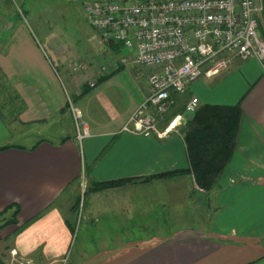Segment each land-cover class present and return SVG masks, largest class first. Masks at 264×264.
<instances>
[{
    "label": "crops",
    "instance_id": "1",
    "mask_svg": "<svg viewBox=\"0 0 264 264\" xmlns=\"http://www.w3.org/2000/svg\"><path fill=\"white\" fill-rule=\"evenodd\" d=\"M4 1L0 42L15 30L6 44L0 43V75L13 91L5 105L0 96L5 111L0 110V146L22 149L0 152V264H264L263 64L233 59L227 70L173 95L165 119L180 120L165 137L132 135L120 130L145 96V70L117 66L93 72L98 77L94 88L77 85L80 76L57 58L59 76L29 30L10 18ZM63 86L88 123L89 136L81 141ZM96 90L98 109L93 111L86 98ZM184 97H196L199 105L241 106L233 154L209 193L185 174L86 192L83 202L74 196L79 182L85 192L94 183L187 169L184 134L191 116ZM14 127L21 129L20 138L38 131L58 139L17 145L11 142ZM76 218L82 236L69 262Z\"/></svg>",
    "mask_w": 264,
    "mask_h": 264
},
{
    "label": "built area",
    "instance_id": "2",
    "mask_svg": "<svg viewBox=\"0 0 264 264\" xmlns=\"http://www.w3.org/2000/svg\"><path fill=\"white\" fill-rule=\"evenodd\" d=\"M83 13L90 28L133 53V63L145 70V96L121 127L124 133L165 137L180 120L176 116L160 129L175 103L173 95H183L190 83L227 70L235 58L264 66L262 0H89ZM97 82L98 77L87 85L94 88ZM63 88L81 141L89 136L88 123ZM198 105L191 97L185 113L193 116Z\"/></svg>",
    "mask_w": 264,
    "mask_h": 264
},
{
    "label": "rangeland",
    "instance_id": "3",
    "mask_svg": "<svg viewBox=\"0 0 264 264\" xmlns=\"http://www.w3.org/2000/svg\"><path fill=\"white\" fill-rule=\"evenodd\" d=\"M6 1L9 2V6L7 5V7L9 8L10 18L17 21V25L22 24L29 30L42 53L53 63L54 70H57L59 76L62 69L56 63L57 58L61 61L62 67L70 70L72 74L80 76L77 77V85L94 79L91 76L93 72L116 70V65L125 67L124 70H144L133 63V56L126 54L127 51L121 48L119 44H108L109 46H107L105 40L101 39L100 34L88 26L83 13V4L89 0H5L3 2L4 7L6 6ZM14 30L15 28H12L5 41L0 43L6 44L10 40V36ZM259 33L261 36L264 35V25L262 22H259ZM123 60H125V63ZM6 85H8L7 80L0 75V96H2L1 93L4 94L2 96V98H5L4 100L2 99L5 102L4 105L9 101L6 99H11L13 94L11 87L7 88ZM80 91L81 89H79ZM96 92L97 90L90 97L86 98V101L89 103L88 105H90L89 108L93 111H97L98 109V104L95 102L96 97L93 96ZM7 95L8 97L6 98ZM91 96L94 99L92 103ZM188 100L189 97H184L182 104L187 103ZM0 110L5 113L3 108ZM6 111H9L8 108H6ZM8 118L6 119L9 120ZM65 131L63 129V136L66 135ZM11 132L13 134L11 142L17 145H28L35 138L49 137L53 141L58 139L55 133L38 134V131L35 134L20 138L19 135L22 131L18 127H14ZM77 186L78 188L74 190V196L76 195L78 199L81 197V201L83 202L84 185L79 182ZM79 209L80 205L78 206ZM77 218L74 238L67 256V260L70 259L69 262H71V258H74L80 237L82 236L80 231L81 222ZM63 264H66V261Z\"/></svg>",
    "mask_w": 264,
    "mask_h": 264
},
{
    "label": "trees",
    "instance_id": "4",
    "mask_svg": "<svg viewBox=\"0 0 264 264\" xmlns=\"http://www.w3.org/2000/svg\"><path fill=\"white\" fill-rule=\"evenodd\" d=\"M262 2V19L264 25V0ZM115 44L113 43L112 45ZM106 45L109 46L107 43ZM118 68L120 69V67ZM105 79L102 78L100 81L102 82ZM89 91L90 89H86L83 94ZM169 119H165V122H168ZM240 119V103L233 106L198 105L196 112L188 122L187 131L184 134V142L189 161V167L187 169L157 174L143 179H124L94 183L84 193L121 187L131 181L148 182L154 179H169L185 174L192 175L199 190L209 193L224 172L233 154ZM67 140L68 138H64L61 143H65ZM10 148L22 149L17 146H0V152ZM35 148L36 146H33L29 150L33 151ZM9 209L5 210V212ZM17 213L18 210L14 212L13 216H16ZM37 218L38 216L33 218L24 227ZM9 223L16 222L11 220Z\"/></svg>",
    "mask_w": 264,
    "mask_h": 264
},
{
    "label": "water",
    "instance_id": "5",
    "mask_svg": "<svg viewBox=\"0 0 264 264\" xmlns=\"http://www.w3.org/2000/svg\"><path fill=\"white\" fill-rule=\"evenodd\" d=\"M122 2H125V0H122ZM102 40H105L107 44L112 45L113 44V40L112 39H105V37L103 35L100 36Z\"/></svg>",
    "mask_w": 264,
    "mask_h": 264
}]
</instances>
